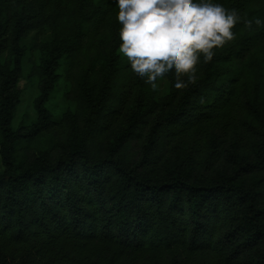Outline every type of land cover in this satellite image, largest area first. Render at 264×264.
I'll return each mask as SVG.
<instances>
[{
    "label": "trees",
    "instance_id": "obj_1",
    "mask_svg": "<svg viewBox=\"0 0 264 264\" xmlns=\"http://www.w3.org/2000/svg\"><path fill=\"white\" fill-rule=\"evenodd\" d=\"M215 2L235 38L154 92L119 56L115 0H0V264H264V27L243 23L264 0Z\"/></svg>",
    "mask_w": 264,
    "mask_h": 264
},
{
    "label": "clouds",
    "instance_id": "obj_2",
    "mask_svg": "<svg viewBox=\"0 0 264 264\" xmlns=\"http://www.w3.org/2000/svg\"><path fill=\"white\" fill-rule=\"evenodd\" d=\"M115 5L118 53L154 92L172 75L176 89L194 84L198 65L235 38L232 29L243 19L215 0H115ZM243 23L264 27L260 18Z\"/></svg>",
    "mask_w": 264,
    "mask_h": 264
},
{
    "label": "rangeland",
    "instance_id": "obj_3",
    "mask_svg": "<svg viewBox=\"0 0 264 264\" xmlns=\"http://www.w3.org/2000/svg\"><path fill=\"white\" fill-rule=\"evenodd\" d=\"M119 56L123 57L121 54ZM57 80L55 84V89L51 94L50 100L46 105L48 111L51 113L52 117L58 119L62 113L69 110L72 107V100L69 96V84L62 77V71L56 70ZM29 70L27 66L25 67V76L22 77L18 82V88L22 92V102L18 108L16 115L17 122L27 121L32 117V103L33 98L36 95V90L34 87L35 81L29 78ZM161 90V89H160ZM44 138H39L36 145L40 149H44L46 144L44 143Z\"/></svg>",
    "mask_w": 264,
    "mask_h": 264
}]
</instances>
